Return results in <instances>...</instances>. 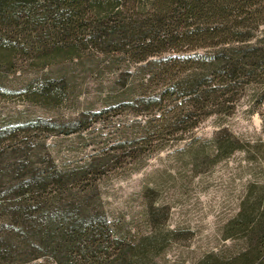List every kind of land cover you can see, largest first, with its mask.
Masks as SVG:
<instances>
[{
    "label": "trees",
    "instance_id": "16d2710c",
    "mask_svg": "<svg viewBox=\"0 0 264 264\" xmlns=\"http://www.w3.org/2000/svg\"><path fill=\"white\" fill-rule=\"evenodd\" d=\"M82 58L116 74V100L146 117L145 137L181 140L214 114L232 116L244 88L264 98V0H0V76L23 62L48 68ZM55 76L63 84L42 81L39 96H59L73 81L64 70ZM228 143L226 156L241 148L232 136ZM216 149L222 156L219 141ZM105 155L73 170H42L19 156L3 198L12 228L0 255L33 250V259L56 264H150L147 244L110 240L106 218L92 207L88 177L112 159ZM236 235L244 237L238 250L199 264H264V186H250L227 224L224 237Z\"/></svg>",
    "mask_w": 264,
    "mask_h": 264
},
{
    "label": "rangeland",
    "instance_id": "374dc122",
    "mask_svg": "<svg viewBox=\"0 0 264 264\" xmlns=\"http://www.w3.org/2000/svg\"><path fill=\"white\" fill-rule=\"evenodd\" d=\"M82 60L48 68L23 62L1 71L0 243L8 241L12 228L3 216V198L19 156L42 170H73L89 164L95 153H105L104 159H112L88 178L95 188L92 207L106 218L110 240L147 244L150 264H199L208 256L238 250L243 235L225 238V228L250 186H264L261 92L244 88L232 116L214 114L181 140L159 136L152 141L144 134L146 117L116 100V74L100 73L90 60ZM59 70L67 72L66 81L73 78L66 91L39 96L42 81L55 89L63 84L56 81ZM86 124L92 128L80 131ZM230 136L241 148L226 156ZM218 141L224 146L222 156ZM102 161L98 158L97 164ZM16 252L0 255V264H56L48 257L33 259V250Z\"/></svg>",
    "mask_w": 264,
    "mask_h": 264
}]
</instances>
